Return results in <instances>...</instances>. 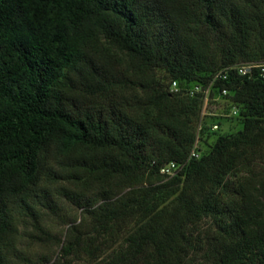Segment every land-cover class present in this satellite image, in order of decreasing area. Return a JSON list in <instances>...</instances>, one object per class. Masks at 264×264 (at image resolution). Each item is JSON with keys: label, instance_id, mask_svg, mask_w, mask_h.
<instances>
[{"label": "trees", "instance_id": "1", "mask_svg": "<svg viewBox=\"0 0 264 264\" xmlns=\"http://www.w3.org/2000/svg\"><path fill=\"white\" fill-rule=\"evenodd\" d=\"M246 61H264V0H0V264L61 182L93 218L89 235L67 229L61 258L96 252L139 212L110 264H264V212L250 201L251 187L264 199V79L216 80L238 113L231 131L204 127L198 158L203 101L170 90ZM171 161L183 165L173 209L122 196Z\"/></svg>", "mask_w": 264, "mask_h": 264}, {"label": "rangeland", "instance_id": "2", "mask_svg": "<svg viewBox=\"0 0 264 264\" xmlns=\"http://www.w3.org/2000/svg\"><path fill=\"white\" fill-rule=\"evenodd\" d=\"M221 119L222 130L229 129L231 131L228 126L231 118L222 117ZM238 129H240V125H236L232 131ZM176 180L174 176L160 174L149 176L121 194L124 197H131L147 191L146 197L151 204H160L162 207L169 206L173 209L175 195L169 196L168 191L170 187L174 186ZM63 188L65 192H68L65 193ZM153 189H155V193ZM60 190L64 193H60ZM250 190V201L264 212V199L256 201L257 195L254 188L251 187ZM75 191L79 193V189H75L70 183L61 182L53 186L51 194L47 193L48 198H39L41 203H37L36 211H39L41 215L37 214L36 218L32 215L26 216L20 222L18 247L22 252L18 256L14 251L13 264H96L98 262L110 264L117 251L125 247L127 231L138 225L145 213L136 212L128 217V222L125 224L119 223L114 233L101 238L96 252L92 254L76 253L61 258L60 253L66 243L67 229H76L77 233L86 235L93 231V218L89 211H85L81 207L82 201H77L74 196ZM40 192L43 194V189ZM195 229L191 239L196 246L201 244L205 234L212 229L211 219L204 218Z\"/></svg>", "mask_w": 264, "mask_h": 264}, {"label": "built area", "instance_id": "3", "mask_svg": "<svg viewBox=\"0 0 264 264\" xmlns=\"http://www.w3.org/2000/svg\"><path fill=\"white\" fill-rule=\"evenodd\" d=\"M231 70L236 71L239 75H257L264 79V61H246L229 66L214 74L209 84L202 81L173 80L170 90L173 92H184L190 96L200 95L203 103L201 108V120L197 126V138L190 151V158H198L201 155V132L205 126L208 131H216L221 126L218 121L206 123L205 119L209 116L216 117H234L238 113L237 105L233 104L229 99L224 98L228 94L226 88H219L214 85L217 79H227ZM214 90V94H212ZM219 112V113H217ZM182 164L171 161L161 168V173L167 176L175 175L181 168Z\"/></svg>", "mask_w": 264, "mask_h": 264}]
</instances>
